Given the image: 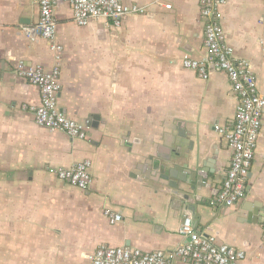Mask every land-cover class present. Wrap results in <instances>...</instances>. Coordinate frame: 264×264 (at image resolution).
<instances>
[{
    "label": "crops",
    "instance_id": "obj_1",
    "mask_svg": "<svg viewBox=\"0 0 264 264\" xmlns=\"http://www.w3.org/2000/svg\"><path fill=\"white\" fill-rule=\"evenodd\" d=\"M53 1L58 108L87 139L39 127L25 110L39 93L18 67L49 70L54 53L25 32L38 21L34 0H0V264H91L101 246L170 251L188 242L185 217L244 251L240 264H264V116L243 197L214 206L231 157L217 129L231 125L235 99L223 73L202 80L181 67L204 55L198 0H122L146 12L117 27L77 26L70 6ZM222 14L234 58L248 62L264 97V0H227ZM83 160L89 190L55 176ZM104 210L121 221L110 224Z\"/></svg>",
    "mask_w": 264,
    "mask_h": 264
},
{
    "label": "built area",
    "instance_id": "obj_2",
    "mask_svg": "<svg viewBox=\"0 0 264 264\" xmlns=\"http://www.w3.org/2000/svg\"><path fill=\"white\" fill-rule=\"evenodd\" d=\"M39 17L35 26L25 30L28 37L38 36L47 42L54 53L55 63L46 70L41 65L29 69L18 67L17 75L35 87L39 93V103L25 107L35 124L48 131L64 133L77 140L87 139L86 127L69 118L58 108L61 91L60 58L61 46L57 43V23L54 19L53 0H34ZM72 11L73 22L86 27L91 21L103 19L111 21L114 27L130 15L145 14V9L122 0H63ZM200 18L203 23L204 55L200 59L187 56L181 59V67L193 71L197 77L206 80L212 73H223L235 99V109L231 125L218 128L230 153V162L223 181L214 197L216 207H233L243 197L247 177L254 158L264 116V97L258 92L256 79L248 62L236 60L226 42L223 28L222 8L227 0H198ZM170 9V6H166ZM58 180L67 185L87 191L92 186L91 162L83 160L68 168L55 171ZM104 218L115 224L121 216L110 210L103 211ZM179 234L187 238L170 251L155 250L143 252L130 247L101 246L90 257L91 264H171L179 261L186 264H240L245 259L242 250L218 244L213 237L193 230L191 220L185 217ZM264 245V221L261 228Z\"/></svg>",
    "mask_w": 264,
    "mask_h": 264
},
{
    "label": "water",
    "instance_id": "obj_3",
    "mask_svg": "<svg viewBox=\"0 0 264 264\" xmlns=\"http://www.w3.org/2000/svg\"><path fill=\"white\" fill-rule=\"evenodd\" d=\"M162 178H164V179H165V178H166V176H165V175H162ZM183 181H184V180H183ZM184 182H185V181H184ZM170 187H172L173 189H176V187H177V186H176V185H172V186H170Z\"/></svg>",
    "mask_w": 264,
    "mask_h": 264
}]
</instances>
